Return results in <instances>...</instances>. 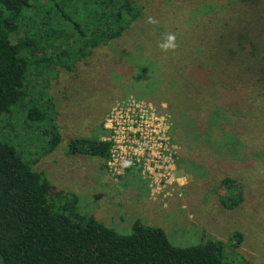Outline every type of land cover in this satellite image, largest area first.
I'll return each instance as SVG.
<instances>
[{"label":"rangeland","instance_id":"rangeland-1","mask_svg":"<svg viewBox=\"0 0 264 264\" xmlns=\"http://www.w3.org/2000/svg\"><path fill=\"white\" fill-rule=\"evenodd\" d=\"M138 2L141 16L121 38L94 49L72 71L59 70L45 89L61 136L57 148L45 153L44 138L21 128L25 111L16 114L18 130L12 137L9 133L7 143L54 189L77 196L80 214L119 234H129L138 220L163 230L175 246L219 241L224 254L230 252L229 262L264 264V0ZM148 16L159 23H147ZM169 32L176 34L178 47L163 52L158 45ZM227 62L233 67L228 74L241 73L247 90L239 95L221 78L223 90L217 93L236 92L232 99L237 104L240 98L241 105L211 104L205 113L218 114L211 136L202 133L179 144L177 171L186 178L180 199L167 206L152 202L147 184L133 173L115 178L100 159L67 153L71 140L99 134L114 102L132 95L164 104V96L156 95L166 91H158L161 84L166 88L169 80L192 74L198 64L215 77H226ZM225 177L238 182L240 192L221 190ZM222 191L237 204L223 203Z\"/></svg>","mask_w":264,"mask_h":264},{"label":"trees","instance_id":"trees-1","mask_svg":"<svg viewBox=\"0 0 264 264\" xmlns=\"http://www.w3.org/2000/svg\"><path fill=\"white\" fill-rule=\"evenodd\" d=\"M140 5L138 0H0L1 264H235L228 261L230 252L224 254L219 241L182 248L173 245L163 230L138 220L129 234L122 235L93 216L80 214L77 196L54 189L43 172L34 171L7 143L9 133L12 137L18 130L13 124L19 119L16 114L25 111L21 128L44 138L45 153L57 148L61 136L45 91L50 80L59 70L72 71L76 62L99 46L121 38L140 18ZM226 69H230L226 77L218 78L198 64L194 73L169 80L166 88L161 84L158 91H166L156 95L164 96L160 99L172 116V135L178 145L194 135L211 136L210 128L218 119L216 113L210 117L205 113L211 104L241 105L240 98L234 103L236 92L226 86L232 94L217 93L223 90L221 78L234 84L239 95L241 89L247 90L241 73L233 76L228 74L233 67ZM102 123L95 137L71 140L67 153L91 155L106 167L109 144L100 140L106 136ZM135 172L131 171L140 181ZM220 186L226 193L241 190L228 177ZM221 195L223 203L232 201L230 207L237 204L223 191ZM236 236L238 244L240 236Z\"/></svg>","mask_w":264,"mask_h":264},{"label":"built area","instance_id":"built-area-1","mask_svg":"<svg viewBox=\"0 0 264 264\" xmlns=\"http://www.w3.org/2000/svg\"><path fill=\"white\" fill-rule=\"evenodd\" d=\"M166 108L132 95L116 101L103 118L106 136L100 139L109 144L107 173L122 178L138 172L147 184L149 199L163 206L180 199L186 186V178L177 171L180 147Z\"/></svg>","mask_w":264,"mask_h":264},{"label":"clouds","instance_id":"clouds-1","mask_svg":"<svg viewBox=\"0 0 264 264\" xmlns=\"http://www.w3.org/2000/svg\"><path fill=\"white\" fill-rule=\"evenodd\" d=\"M147 23L158 24L159 21L156 20L152 16H148L147 17ZM176 41H177L176 34L169 32V33L165 34V39L163 40V42L159 43L158 46L163 52L175 51L176 48L178 47V44Z\"/></svg>","mask_w":264,"mask_h":264}]
</instances>
